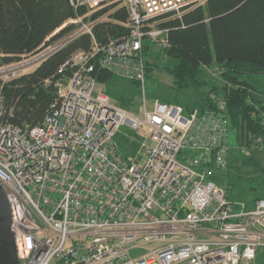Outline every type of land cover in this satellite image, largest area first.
Listing matches in <instances>:
<instances>
[{
	"label": "built area",
	"instance_id": "built-area-1",
	"mask_svg": "<svg viewBox=\"0 0 264 264\" xmlns=\"http://www.w3.org/2000/svg\"><path fill=\"white\" fill-rule=\"evenodd\" d=\"M69 1L87 11L68 21L73 37L87 34L92 45L58 67L56 103L40 124L5 120L1 89L17 70L0 68V186L19 263L253 262L264 249V199L232 201L220 183L229 152L225 96L210 94L201 111L159 100L148 111L144 96L145 54L170 49L161 23L207 0ZM110 6L127 11V34L101 43L93 26L103 17H89ZM96 68L141 87L137 112L109 103L91 76ZM124 124L152 143L129 162L114 142Z\"/></svg>",
	"mask_w": 264,
	"mask_h": 264
},
{
	"label": "trees",
	"instance_id": "trees-1",
	"mask_svg": "<svg viewBox=\"0 0 264 264\" xmlns=\"http://www.w3.org/2000/svg\"><path fill=\"white\" fill-rule=\"evenodd\" d=\"M111 7L89 17H103L93 26V35L101 43L127 34L123 26L127 11H111ZM86 12L84 7L75 9L69 0H0V68L70 34L76 25L65 24ZM161 27L167 29L170 49L145 54L146 78L158 68L172 77L173 87L155 100L201 111L211 107L210 94H222L228 123L240 138H264V0H207L181 18L165 20ZM91 45L87 34L71 37L33 70L5 82L1 89L5 120L21 128L40 124L56 103L58 67L73 52L88 51ZM164 57L173 61L171 66L164 64ZM214 67L219 84L209 74ZM91 76L99 84L118 79L101 68Z\"/></svg>",
	"mask_w": 264,
	"mask_h": 264
},
{
	"label": "rangeland",
	"instance_id": "rangeland-1",
	"mask_svg": "<svg viewBox=\"0 0 264 264\" xmlns=\"http://www.w3.org/2000/svg\"><path fill=\"white\" fill-rule=\"evenodd\" d=\"M65 25H69V23L67 22ZM76 31L77 26L73 32L54 41L39 53L23 57L20 62L3 67V69L17 70L16 76L31 71L39 63L36 61L40 55L71 39ZM149 61L153 62L152 59ZM163 62L168 66H171L173 63L172 60L165 59V57ZM209 74L213 81L218 82V84L220 83L219 72L216 67L210 70ZM172 81V77L166 71L158 68L152 70L151 77L145 79L144 85V96L148 111L153 109L155 99L164 89L170 90L173 87ZM96 87L105 92L111 105L122 107L130 112H137L138 106L142 102L141 87L131 81L118 78L113 83H96ZM258 139H241L239 131L228 123L227 146L229 149V166L225 172L221 173L220 183L225 187H231V191L228 192V198L232 201L248 203L255 197L264 199V138ZM114 142L118 154L128 162L135 157L137 150L142 145H152L151 141L146 137L144 129L134 130L127 124L119 127ZM242 148L246 150L242 151ZM158 246L159 244L154 243L144 247L150 249ZM262 251L264 249L259 250V252ZM256 264H264V256H261Z\"/></svg>",
	"mask_w": 264,
	"mask_h": 264
},
{
	"label": "water",
	"instance_id": "water-1",
	"mask_svg": "<svg viewBox=\"0 0 264 264\" xmlns=\"http://www.w3.org/2000/svg\"><path fill=\"white\" fill-rule=\"evenodd\" d=\"M63 44L48 51L47 54L41 56L36 62L38 63L45 59ZM10 224V206L4 189L0 186V264H20L17 258L14 236L10 229Z\"/></svg>",
	"mask_w": 264,
	"mask_h": 264
},
{
	"label": "crops",
	"instance_id": "crops-1",
	"mask_svg": "<svg viewBox=\"0 0 264 264\" xmlns=\"http://www.w3.org/2000/svg\"><path fill=\"white\" fill-rule=\"evenodd\" d=\"M36 67V66H35ZM35 67H33L31 70H33ZM261 256H264V251H262V252H257V254H256V257H255V259L253 260V262H251V263H241V264H256L257 263V260L261 257Z\"/></svg>",
	"mask_w": 264,
	"mask_h": 264
},
{
	"label": "bare ground",
	"instance_id": "bare-ground-1",
	"mask_svg": "<svg viewBox=\"0 0 264 264\" xmlns=\"http://www.w3.org/2000/svg\"><path fill=\"white\" fill-rule=\"evenodd\" d=\"M43 55V54H42Z\"/></svg>",
	"mask_w": 264,
	"mask_h": 264
}]
</instances>
